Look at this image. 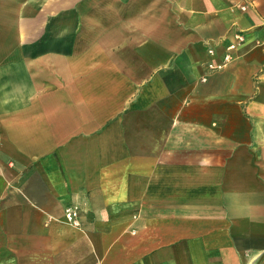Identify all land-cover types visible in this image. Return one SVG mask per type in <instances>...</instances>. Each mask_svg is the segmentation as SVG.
Instances as JSON below:
<instances>
[{"label":"crops","instance_id":"obj_1","mask_svg":"<svg viewBox=\"0 0 264 264\" xmlns=\"http://www.w3.org/2000/svg\"><path fill=\"white\" fill-rule=\"evenodd\" d=\"M0 264H264V0H0Z\"/></svg>","mask_w":264,"mask_h":264},{"label":"built area","instance_id":"obj_2","mask_svg":"<svg viewBox=\"0 0 264 264\" xmlns=\"http://www.w3.org/2000/svg\"><path fill=\"white\" fill-rule=\"evenodd\" d=\"M228 56L225 57V60H228ZM211 67V66H210ZM80 208L77 205H72L66 208L64 211V218L66 219L67 222L78 226L80 225Z\"/></svg>","mask_w":264,"mask_h":264}]
</instances>
